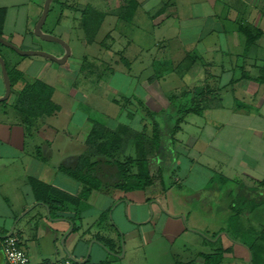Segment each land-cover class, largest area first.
I'll return each mask as SVG.
<instances>
[{
    "label": "crops",
    "instance_id": "crops-1",
    "mask_svg": "<svg viewBox=\"0 0 264 264\" xmlns=\"http://www.w3.org/2000/svg\"><path fill=\"white\" fill-rule=\"evenodd\" d=\"M127 1L122 0V4ZM187 1L203 11L180 14V8H190ZM44 3L0 0V35L17 44L26 40L36 44L34 30ZM261 4L262 0H137L138 12L142 10L157 25L172 15L167 9H173L178 20L187 24L191 19L200 20L199 25L207 26L195 36L189 52L182 51L184 61L192 63L187 73L202 81L199 85L208 84L213 90L208 106L190 115L225 111L213 116L217 120L213 137L192 131L185 134L181 126L185 120L173 136L172 126L164 129L161 152L168 153V157L160 161V152L159 163L150 166L162 167V177L145 189L128 187L117 176L116 165L101 162L94 170L101 185L86 194L83 183L65 170L89 150L86 140L93 119L87 133L79 134L86 150L55 160L51 141L41 139L40 143L30 144L27 140L33 129L20 123L13 125L14 119L0 118V264H5L3 239L11 232L19 237L32 264L71 255L80 264H202L205 255L218 249L224 250L221 264H247L250 250L246 245L254 243L248 233L256 227L255 221L250 225L248 218H264V33L253 41L250 33L241 31V25L227 28L226 22H237L240 17L234 20L230 11L243 8L248 13L247 24L251 23L253 30L264 31ZM107 15L110 17L111 12ZM4 48L0 43L7 67L10 61L12 68L24 74L35 67L33 82L41 80L54 87V82L42 77L47 70L60 69L54 66L55 61H11ZM193 58L197 59L195 63ZM192 86L194 82L186 84L187 88ZM5 91L0 65V97ZM195 126L200 128L197 123ZM165 135L169 138L167 144L163 143ZM215 137L219 140L213 143ZM69 158L75 159L68 163ZM31 179L58 190L65 198L50 203L49 197L38 195ZM68 194L75 200L68 201ZM248 201H253L251 209L245 206ZM234 217L235 231L231 235L227 230ZM246 234L250 242L245 241Z\"/></svg>",
    "mask_w": 264,
    "mask_h": 264
},
{
    "label": "rangeland",
    "instance_id": "rangeland-1",
    "mask_svg": "<svg viewBox=\"0 0 264 264\" xmlns=\"http://www.w3.org/2000/svg\"><path fill=\"white\" fill-rule=\"evenodd\" d=\"M191 1L197 2L199 0ZM248 1L252 2L253 0ZM189 2L187 1L185 4H190V8H180V14L193 15L194 13L196 15L203 11L196 10L193 2ZM153 4L154 2L148 3V7ZM261 5L260 10L264 13V0H262ZM86 7H96L101 14L100 16L104 18L92 44L87 42V33L82 26L84 21L82 11ZM137 8V0L127 1L126 4H122V0L52 1L49 15L42 30L63 39L69 45L71 55L61 65L52 61L54 66H58L60 69L57 72L53 69L47 70V73L42 77L44 80L54 82V87L52 86L54 106H49L52 108L50 113L45 115L44 122L38 120L40 122L37 123L34 121L35 117L33 119L31 114L28 115V119L32 122L28 123L26 128L33 129V135L27 140L28 143H40L41 139L51 141L50 143L56 150L55 160H57L62 155L85 149L79 134L80 131L87 133L86 129L88 126L91 127L92 123L90 119L107 124L111 130L117 125H127L139 132L145 130L148 134L153 133V125L157 122L162 129L161 133L166 128L174 127L175 118L178 117L176 114L171 113L162 116L156 113L157 116H150L148 111L163 112L160 110L161 108H169L170 106L168 100L170 95L173 93L181 94L187 89L186 84H191V82H194L195 85L199 84L198 79L192 78L191 74L187 73L188 60L187 62L184 61L186 59L182 58V51L187 52L188 49H191L195 45V36L199 35L207 26L199 25L200 20L191 19V24L182 22V19L178 20L177 17L173 16L176 12L173 9H167V13L172 15L161 20L157 25L142 10L138 12ZM108 11L111 12V15H115L108 17ZM228 11L229 9H226L227 13ZM128 12L129 15L127 16ZM230 12L231 18L234 20L238 16L240 18L237 22H226L227 28L230 25L239 24V26L244 25L250 30L255 29L251 23L247 24L248 13L243 8H233ZM241 18L243 22H241ZM113 37L116 40L114 43ZM38 38L35 36L37 43L32 44L35 48H32L27 40L18 44L12 42L24 50L38 49L57 56L64 54L65 48L59 42ZM104 40L107 45L103 43ZM219 43L223 44V41ZM4 51L7 52L9 59L15 62L30 58L50 60L40 56H24L8 47L4 48ZM180 60L183 61L182 64ZM11 64L9 61L8 67L11 74L14 78L20 77V80L19 83L17 82L18 84L15 83L11 96L0 102V118L14 119L12 120L15 122L13 125L20 123L25 127V123L22 124L24 115L21 110L19 111L18 108L14 107L17 101L16 93L23 85L32 83L36 79V68L33 67L24 74L19 72V68H12ZM180 70L184 71L183 76L179 74ZM197 71L199 70L197 69L193 74H198ZM140 101L144 103L141 104ZM57 103L61 105V109ZM170 110L172 109L170 108ZM217 112L225 114V111L214 110L207 113L209 116L184 115L182 122L185 121L180 123L185 129L184 133L187 134L192 131L198 132L197 135L199 136L213 137L214 131L217 129L214 127V121L217 122V120L213 116ZM220 117L219 115L218 118ZM221 119H226V117ZM196 123L200 125V128L195 126ZM219 123H225V121L219 120ZM20 124L19 126H21ZM229 128L225 127V129ZM133 138L128 143L126 153L121 154L119 160L125 161L132 157L133 160L136 159V138ZM168 139V136L165 135L163 143L167 144ZM216 140L219 139L215 137L213 143ZM185 141L187 142L188 138ZM86 152L87 150L83 155ZM161 155L160 161L166 160L168 157V153L163 151ZM100 164L101 162L97 165ZM107 166H111V163ZM116 171L118 172V169ZM250 192L253 193V191ZM255 198L257 200V197ZM262 203L261 206L263 207L264 201ZM252 205L253 201L245 202L246 208L249 206L251 209ZM261 217L256 218L254 215V217L248 218L250 225L253 220L256 223L254 231L248 233L249 238L252 234L256 236L264 231V218ZM234 221L235 217L227 230L231 235H234L235 231L232 227ZM244 237H246L245 241L250 242L247 234ZM261 244L264 246V242ZM237 259L234 257V261ZM257 264L260 262L258 261Z\"/></svg>",
    "mask_w": 264,
    "mask_h": 264
},
{
    "label": "trees",
    "instance_id": "trees-1",
    "mask_svg": "<svg viewBox=\"0 0 264 264\" xmlns=\"http://www.w3.org/2000/svg\"><path fill=\"white\" fill-rule=\"evenodd\" d=\"M83 14V29L87 33V42L92 43L98 34V30L101 26V22L104 19L99 14V11L94 7H86L82 11ZM129 15V12L127 16ZM247 25V24H245ZM243 26V27H242ZM242 29L245 33H250L251 38L254 41L255 37L261 36L264 31L262 29L250 30L248 27L242 25ZM257 35V36H256ZM110 37V36H108ZM250 43L252 41L250 40ZM191 59V58H190ZM192 60V59H191ZM197 61L193 58V63ZM192 62V61H191ZM191 64L186 65L187 72L189 71ZM181 68V67H180ZM184 72V71H183ZM183 72L180 70L179 74L183 76ZM10 73L12 83L18 81L20 77H13ZM199 83H202L200 81ZM213 90L208 84L195 85L184 90L181 94H172L168 97L170 106L169 108H161L163 112L149 110L148 115L153 116L160 114L162 116L168 114H176L178 117L175 118L174 127H172L171 134L175 135L179 124L183 120V116L190 113H200L207 106L206 102L212 101L208 98L211 96ZM53 88L47 83L36 80L32 83H27L21 91L17 93V101L14 107L22 112L24 115V123L28 126L32 121L28 119V115L31 114L35 122L39 123L44 119L47 113H50V109L54 106L52 102ZM143 104V101H140ZM52 105V107H49ZM146 105V104H145ZM170 108L172 110H170ZM25 113V114H24ZM163 113V114H162ZM157 116V115H156ZM173 118V116H172ZM38 120H40L38 122ZM153 133L149 135L145 130L141 132L134 130L127 125H117L111 130L107 124L102 122L93 121L92 128L88 134L86 143L89 150L85 155H80L77 163L68 166L66 171L74 178L81 181L84 185V192L86 194L93 188H99L101 185L100 180L95 176L94 170L98 163H111L117 166V176L120 177L127 186L137 189H145L159 178L162 177L163 168L150 167L151 164H158L162 145V133L161 127L158 122L153 125ZM135 137V152L137 157L135 160L128 158L125 161H121L118 158L121 154L126 153L128 143L131 138ZM134 139V138H133ZM132 139V140H133ZM89 156H92L91 158ZM75 158H69L68 163L74 161ZM77 160V159H76ZM132 165V166H131ZM136 167V169H134ZM153 171V173L151 172ZM34 189L38 195L49 197V202L54 203L55 201L64 199L65 196L58 190L49 186H44L42 183L31 179ZM67 197V196H66ZM68 201L75 200L68 194ZM51 204V205H52ZM256 264L259 261L260 264L264 263V246L257 244V250L255 251ZM224 257V250L218 249L213 254H207L204 256V263L202 264H221ZM193 264V263H192ZM195 264V263H194Z\"/></svg>",
    "mask_w": 264,
    "mask_h": 264
},
{
    "label": "water",
    "instance_id": "water-1",
    "mask_svg": "<svg viewBox=\"0 0 264 264\" xmlns=\"http://www.w3.org/2000/svg\"><path fill=\"white\" fill-rule=\"evenodd\" d=\"M52 1L53 0H45L42 15H41L40 19L38 20V22L35 26L34 33L36 34V36H38L42 40L55 41V42H59L60 44H62L65 48V52L62 56H57V55L48 53V52L43 51V50H38V49H26V50L21 49L18 45H16L12 41L6 39L2 35H0V43L3 44L4 46L8 47V48L13 49L17 53L24 55V56H41V57L51 59V60H53L59 64H64L68 60L69 56L71 55V49H70L69 45L63 39H61L57 36H54L48 32H44L42 30V28H43V26L47 20V17L49 15ZM0 65L2 68L5 87H6L5 94L0 97V102H2V101L7 100L11 95L12 81H11V78L9 75L6 59L1 54H0ZM12 233L13 232L8 234V236L12 235ZM70 258L79 262L72 255L70 256Z\"/></svg>",
    "mask_w": 264,
    "mask_h": 264
},
{
    "label": "built area",
    "instance_id": "built-area-1",
    "mask_svg": "<svg viewBox=\"0 0 264 264\" xmlns=\"http://www.w3.org/2000/svg\"><path fill=\"white\" fill-rule=\"evenodd\" d=\"M3 254L5 257V264H32L27 251L21 246L19 237L15 234L6 236L2 243ZM43 264H80L70 257L48 261Z\"/></svg>",
    "mask_w": 264,
    "mask_h": 264
},
{
    "label": "flooded vegetation",
    "instance_id": "flooded-vegetation-1",
    "mask_svg": "<svg viewBox=\"0 0 264 264\" xmlns=\"http://www.w3.org/2000/svg\"><path fill=\"white\" fill-rule=\"evenodd\" d=\"M262 234V235H261ZM252 237H253V244H249V245H246L248 248H249V252H250V259L248 260V263L247 264H256V257H255V251L257 250V244H261L262 242H264V231L261 232L259 235H253L252 234ZM245 245V244H244ZM255 257V259H254ZM262 264H264L262 262Z\"/></svg>",
    "mask_w": 264,
    "mask_h": 264
}]
</instances>
